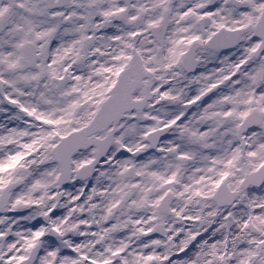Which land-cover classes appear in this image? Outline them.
I'll return each instance as SVG.
<instances>
[{
	"label": "snow or ice",
	"instance_id": "obj_1",
	"mask_svg": "<svg viewBox=\"0 0 264 264\" xmlns=\"http://www.w3.org/2000/svg\"><path fill=\"white\" fill-rule=\"evenodd\" d=\"M0 264H264V0H0Z\"/></svg>",
	"mask_w": 264,
	"mask_h": 264
}]
</instances>
